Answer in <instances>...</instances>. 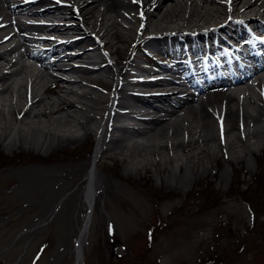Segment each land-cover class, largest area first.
<instances>
[{
    "label": "bare ground",
    "instance_id": "bare-ground-1",
    "mask_svg": "<svg viewBox=\"0 0 264 264\" xmlns=\"http://www.w3.org/2000/svg\"><path fill=\"white\" fill-rule=\"evenodd\" d=\"M48 1L0 0V146L69 152L70 145L97 135L95 159L98 153L108 154L134 169L138 157L166 150L173 155H161L153 164L162 173L160 186L170 183V189L208 176V166L201 171L194 166L218 150L227 163L246 164L249 172L254 169L247 157L264 152V74L250 82L243 81L244 76L225 88L211 82L199 85L192 71L201 80L203 68L228 63L227 48L234 49L236 56L245 54L234 47L236 41L243 43L251 36L264 41V20L259 19L264 17V0H68L75 4L69 13L79 23H62L60 11L65 5ZM43 2L47 5L40 7ZM29 29L45 34L25 33ZM182 30L189 41L186 47L171 45L168 38L178 39L179 44L184 41ZM226 37L234 41L224 50L219 44ZM128 38L137 40L146 57L165 47L173 49L178 59L143 68L121 48ZM203 50L219 58L195 69L183 63L181 53L189 51L198 61ZM114 54L118 56L113 61L109 56ZM35 62L44 71L35 70ZM130 65L134 71L128 69ZM50 69L58 73L53 75ZM185 78L197 88L195 93L187 92ZM97 85L112 90L104 92ZM90 100L110 102V107L100 108ZM74 165L78 167H72L73 175H78L84 164ZM93 175L91 166L85 180L88 206L94 200ZM85 220L87 225L89 218ZM85 228L79 230L74 264L84 260Z\"/></svg>",
    "mask_w": 264,
    "mask_h": 264
},
{
    "label": "rangeland",
    "instance_id": "rangeland-1",
    "mask_svg": "<svg viewBox=\"0 0 264 264\" xmlns=\"http://www.w3.org/2000/svg\"><path fill=\"white\" fill-rule=\"evenodd\" d=\"M135 44L128 38L121 48L128 54ZM97 142L91 135L51 153L0 146V264H74ZM161 155L138 157L134 169L98 154L83 264H264V152L247 157L250 172L221 150L203 156L194 169L208 166V176L173 189L159 184ZM76 163L84 166L73 175Z\"/></svg>",
    "mask_w": 264,
    "mask_h": 264
}]
</instances>
